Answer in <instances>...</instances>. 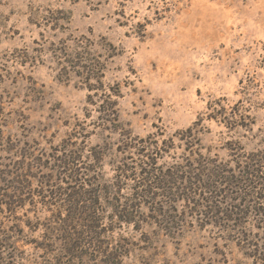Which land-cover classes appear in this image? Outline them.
<instances>
[{
  "label": "rangeland",
  "instance_id": "1",
  "mask_svg": "<svg viewBox=\"0 0 264 264\" xmlns=\"http://www.w3.org/2000/svg\"><path fill=\"white\" fill-rule=\"evenodd\" d=\"M262 169L264 0H0V264H264Z\"/></svg>",
  "mask_w": 264,
  "mask_h": 264
},
{
  "label": "trees",
  "instance_id": "2",
  "mask_svg": "<svg viewBox=\"0 0 264 264\" xmlns=\"http://www.w3.org/2000/svg\"><path fill=\"white\" fill-rule=\"evenodd\" d=\"M256 171H258V170H256ZM261 171H262V174H264V171H263V169H262ZM261 171H259V172H261ZM261 184H263V183H261Z\"/></svg>",
  "mask_w": 264,
  "mask_h": 264
}]
</instances>
